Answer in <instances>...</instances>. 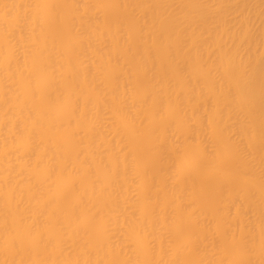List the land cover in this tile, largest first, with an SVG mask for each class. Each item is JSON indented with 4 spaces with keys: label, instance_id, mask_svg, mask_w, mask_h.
<instances>
[{
    "label": "bare ground",
    "instance_id": "6f19581e",
    "mask_svg": "<svg viewBox=\"0 0 264 264\" xmlns=\"http://www.w3.org/2000/svg\"><path fill=\"white\" fill-rule=\"evenodd\" d=\"M0 264H264V0H0Z\"/></svg>",
    "mask_w": 264,
    "mask_h": 264
}]
</instances>
